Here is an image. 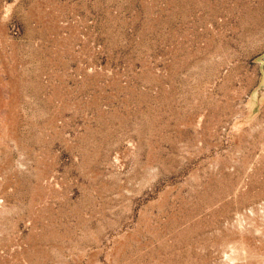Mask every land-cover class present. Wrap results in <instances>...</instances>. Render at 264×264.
Wrapping results in <instances>:
<instances>
[{
  "label": "rangeland",
  "instance_id": "rangeland-1",
  "mask_svg": "<svg viewBox=\"0 0 264 264\" xmlns=\"http://www.w3.org/2000/svg\"><path fill=\"white\" fill-rule=\"evenodd\" d=\"M0 264H264V0H0Z\"/></svg>",
  "mask_w": 264,
  "mask_h": 264
}]
</instances>
